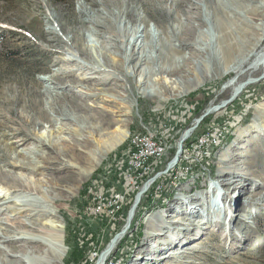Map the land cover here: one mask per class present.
<instances>
[{
    "label": "rangeland",
    "instance_id": "rangeland-1",
    "mask_svg": "<svg viewBox=\"0 0 264 264\" xmlns=\"http://www.w3.org/2000/svg\"><path fill=\"white\" fill-rule=\"evenodd\" d=\"M172 1L174 0H124V2L123 0H0V199L10 201L5 206L35 201L48 206L58 215L57 218L49 219L64 226L66 251L64 264H66L69 246H78L82 249L86 245L88 246L85 251L86 259L80 264H101L99 254L103 253L109 243L124 231L129 211L135 203L137 194L144 184L158 173L160 174L158 179L142 197L139 206H143L141 210L138 206L135 220L123 241L103 264H120V260L122 264H133L139 259L141 253L146 250H156V242L160 235L152 234L162 231L155 230L153 226L169 224L175 215H181L183 211L181 208H187V205L182 206L181 202L188 199H195L191 206L201 201L213 204L212 213H206V207L199 206L195 208V214L199 213V217L192 213L190 216H193L197 222L206 220L215 226L212 225L206 230L207 232L203 231V233L202 230L192 227L196 231L192 232L189 240L177 245H164V250H157L160 252H155V256H161L172 249L198 244V252L192 256L162 264H264V260L259 263L263 258L256 255V251H259L260 246L264 244L261 236L264 233V108H262L264 79L257 84L249 85L243 92L241 90L233 103L205 117L209 120L201 132L196 134L198 127L188 138L182 153L194 141L195 146H198L199 140L206 132L210 134L215 128L220 130V127L229 126L228 133H222L221 139L212 141L210 148H204V156H208L207 163L193 161L190 163L192 169L188 170L186 169L187 155L182 154L178 164L164 174L166 167L176 154L180 137L209 109L221 107L224 104L222 102L230 99L234 88H229V85L238 80L236 75L240 70L235 73L236 75L234 73L224 75L225 67L221 66L219 73L216 71L212 73V75L218 74L214 77L215 79L206 80L209 82L203 81L201 88L200 86L196 88L195 83L190 84L185 81L189 77L193 78V75L186 71L188 69L186 67L194 68V61L198 59L205 61L204 57H206V54L200 50L201 45L197 43L199 37L208 31L209 25L206 21V23L197 21V14L205 10L204 6L206 9L214 8L216 0H207V4L199 6V11L188 7L194 4L191 0H185L190 4L184 3L185 5L177 8L183 16L181 21L189 25L188 30H192L186 35L189 46L179 48L178 43L173 42L174 46H177L174 47L177 50L173 52L174 57L179 59L181 56L180 58L186 62L184 63L186 69L183 68L177 75L166 73L155 75L154 71L147 72L148 74L146 73L143 78L147 81L146 83L152 85L150 88L155 91L156 96H142L139 93L137 82L140 80L141 71L137 73L138 75L130 76L125 71V67L111 69L112 58H121L117 49L118 41L105 30L99 31L96 36L92 35L90 31L92 25L85 23V16L79 9L80 4H84L97 18L109 11L115 13L117 17L113 18L114 22L107 25L114 32H116L114 24L123 29L127 27L126 30L130 32V35L136 33L137 29H145L146 26L164 37L168 28L175 25L174 15L172 16L169 9L173 4ZM194 1L199 2V0ZM238 1L242 7L245 3V8H249L248 3ZM222 7L220 8L222 12H215L214 18L222 17L219 18L220 21L234 33L235 28L237 30L238 26H241L235 35L239 33L243 35L245 42L247 41L246 49L253 48L259 39L264 38L262 10L263 17H252L240 12L237 14L231 8ZM128 10L135 14L133 18L125 15ZM236 20L237 24L234 22ZM248 22L252 25L254 23L256 27H250L251 24L249 25ZM92 44L95 48L91 46ZM259 46L258 51L264 46V40ZM80 49L84 50L85 54ZM246 49L245 53H247ZM184 58L187 59L184 60ZM96 63H99V66ZM105 65L111 71L99 73L98 67H105ZM101 78H111L106 87L100 85L98 80ZM171 80H176L177 85ZM207 87L209 88L206 89ZM192 95L197 99L206 97L205 99L211 100L194 119L192 118L196 116L203 101L199 99L194 103L188 101ZM51 103H57L63 110H68L69 120L63 115L64 118L59 117L61 115L54 116L51 112ZM71 104L74 106L84 104V108L74 111ZM194 109L196 113L191 115L190 111ZM51 116H54V120L50 121ZM248 116L251 117L250 120H247ZM123 120L124 124L121 123ZM255 124L257 128L251 129V126ZM118 130L128 132V137L116 144ZM144 130H151L157 142L164 143L162 146L165 149L163 154L165 157L158 161H151L149 168L144 169L139 176V172L130 167V156L133 149L132 142H137V135ZM230 135L232 139L227 142ZM40 136H48V140L56 143V148L40 147L38 142ZM81 136L92 141L89 145L84 144L79 147L82 151L76 152L82 155L83 160L77 162L80 163L84 173L73 170L66 164L67 168L63 169L60 162L56 165L55 163L47 164V159L59 158L63 162L69 160L60 153L77 146ZM112 144L115 147L110 149ZM198 150L201 151L202 146L195 151V157ZM222 160L226 163H222ZM93 161H96L95 165L92 164ZM20 164H26L27 168L24 169ZM202 164L204 165L200 168L199 165ZM10 174H14L15 179L16 177L22 180L25 178L23 181L29 188L31 187V190L18 186V193L9 196L10 193L7 190L15 182ZM238 177L240 180L249 177L252 179L251 185L244 188L238 185L239 182L236 181ZM232 180L235 182L230 183ZM213 185L218 186L215 190L216 194L212 193ZM223 193L226 197L225 207L223 203L225 201H221ZM114 194L122 195L124 203L122 206L118 205L120 207L117 210L115 208L109 210V201ZM46 197L52 201L45 204ZM145 197L148 202L146 204ZM11 200L14 201L11 202ZM101 203L102 211L97 208ZM14 218V214L10 211L0 215V221L4 219L1 222L9 220V224L15 226L14 221L18 219L14 220ZM33 218L29 217V219ZM21 221H24V218ZM183 222L188 223V221ZM183 229L186 228L183 226ZM2 233L3 231L0 235ZM8 234L16 236L13 232ZM168 242L173 244L170 240ZM0 245L5 249L8 247L7 243L0 242ZM148 256L150 254L145 258ZM145 258L137 262L161 264L155 261L150 262ZM115 260L117 263L114 262Z\"/></svg>",
    "mask_w": 264,
    "mask_h": 264
},
{
    "label": "bare ground",
    "instance_id": "bare-ground-1",
    "mask_svg": "<svg viewBox=\"0 0 264 264\" xmlns=\"http://www.w3.org/2000/svg\"><path fill=\"white\" fill-rule=\"evenodd\" d=\"M186 1H188V0H186ZM191 1L194 2V4H191L190 6L188 5V7L191 10L192 9L193 10L194 9H197L199 11V9H200L199 6H201L202 4H207V0H199V2H196L194 0H191ZM242 1L248 3L250 5L249 8H245V3H244V7H242V5L239 3L238 0H216V2H214V3H216V6L214 8H208L207 7V9H206L205 6H204V9L205 10H203L202 13L200 11L198 12L197 17H196L198 19L197 21H200L202 23L206 21L208 23V25H209L208 31H206L205 35H201L199 37V40H198V43H197V45L198 44L201 45L200 50H201V52H203L204 54H206V57H204L205 61H199V59H198V61H194L195 62L194 63V68L186 67V68H188L186 70L188 72V74H192L193 75V78H190L189 77L190 75L188 76L189 78L187 80H185L186 79L185 78L184 80L186 82H188L190 84L195 83V85H196L195 87L197 88L198 86L201 85V83L203 81L211 80L215 76H217L218 74L217 75H212V73L214 71L218 72V70L220 69V67L221 66H224L225 67V68H223L224 69V71H223V74L224 75L229 74V73H234L235 74L238 70H240L239 72H237V75L235 74L237 76V79L238 80H236L235 82H233V83H231L229 85V88H234L233 95L234 94H237L238 95V94H240V91L241 90L243 92L246 88L249 87V85H251V84L252 85L257 84L258 81H255V80H257L258 78H260L261 76L264 75V46L261 47V49L258 51V47H260L259 45L262 44L264 38L259 39L258 43L255 44L253 48H250L249 47L250 49H248V48L246 49V42L247 41L245 42V40L243 38V35L240 34V33L237 34V36L235 35L237 33V30L241 26H238V29L237 30L235 28V31L236 32L234 33L233 30L231 31V29L228 26H226V24L224 25V23H222L220 21V19L222 17L221 18L219 17L220 19L219 18H214L215 12H219V13L222 12V9H220V8H223L222 6H224L225 8H231L235 13L240 12L243 15L244 14H248V15H250L252 17H256V16L257 17H260V16L263 17L264 13H263V15H261V14H262V11L264 12V0H248V1L247 0H242ZM123 2H124V0H123ZM172 2H173V4H172V6H170L169 9H170V13L172 14V16L174 15L173 20H174L175 25H171L168 28V30L165 33V36L164 37H161L159 34H156L151 29H148L146 26H145V29L140 28L138 30L137 28H135V29H137L136 30V33H133L134 30L132 28H129V29H132L133 30L132 31L133 34L130 35V32H128V30H126L127 27L125 29H123V28L119 27L118 25L116 27V24H114V29L116 31V32H114V30H112L111 28H109L107 25H110L111 23L114 22L113 18H116L117 17V15L115 13H112L111 11H109L108 13H103L102 15L99 16V18H97V17H95L93 15V13H91L89 11V9L84 4H80V6H79L80 13L85 16V23H89V24L92 25L91 28H90L91 29L90 31H91L92 35H95L96 36L97 34H99L98 33L99 31H103L104 32V30H105V31L109 32L108 34H110V36H113L115 38V40L118 41L119 45H118L117 49H118V51L120 53V57L121 58H119L118 56H116V57H118V59L112 58L113 59V63L111 65V69L112 70H117V69H122V68L125 67V71L127 73H129L130 76H133V74L134 75H138L137 73H139L141 71V77H140L139 82H137V86L139 87V89H140L139 93L142 96H156L155 91L152 88H150V86H152V85L146 83L147 81L143 78V77H145V74L147 72L154 71L155 75H160L162 73H164V74L165 73L166 74H176L177 75V73L180 72L184 68V63H186V62L183 61L182 58H180L181 56H179V59L178 58H175L174 57L175 55L173 54V52L174 51H177L174 47H177L178 46L179 48H183L185 46L186 47L189 46L188 43H187L188 41L186 42V35H188V33H190L192 30H188V26L189 25H187V24H185V23H183L181 21V17H183V16H182V13L178 12L177 8L181 7L182 5H185L184 3H186V4H190V3L185 2V0L184 1L183 0H174ZM111 3H113V2H111ZM144 4H145V2H144ZM102 5H104V4L102 3ZM130 5H131V3H130ZM122 8H123V6H122ZM99 10H101V8ZM133 10H134V8H133ZM184 13L189 14L190 12H184ZM225 13H226V11H225ZM176 14H177V16H175ZM125 15L127 17L130 16V17L133 18V16L135 14H132V12L130 10H128V11L125 12ZM226 15H227V13H226ZM189 16L190 15H188V17ZM216 16H218V15H216ZM235 16H236V14H235ZM229 18H230V15H229ZM232 18H234V17H232ZM191 22H193V20ZM191 22H190V24H191ZM225 22H227V21H225ZM234 22L236 23L237 20L234 21ZM245 22H247V20H245ZM251 22H253V21H251ZM250 24H251L250 27L255 26L254 23H253V25H252V23H249V25ZM127 25H128V23H127ZM240 25H242V24H240ZM243 25H245V24H243ZM262 27H263V25H262ZM205 29H206V26H205ZM262 31H264V29ZM86 32H87V30H86ZM246 32L248 34V31H246ZM195 35H197V34H195ZM94 38L97 39V37H94ZM202 38H203V40H202ZM74 39H76V38H74ZM87 42H88V40H87ZM92 42H93V40L91 41V43ZM108 42H109V40H108ZM173 42H177L178 45L177 46L176 45L174 46ZM88 43H90V42H88ZM94 43H96V42L94 41ZM98 43H100V42H98ZM115 43H117V42H115ZM81 44H83V43H81ZM93 45L94 44H92L91 46L93 48H95ZM90 47H89V49L92 50ZM100 47H101V45H100ZM96 48H97V46H96ZM83 49L85 51L87 50L85 48H83ZM100 49H102V48H100ZM245 49L247 50V53H245ZM72 50H73V48H72ZM80 50H82V49H80ZM84 50H82V52L85 54V51ZM96 51H98V50H96ZM89 53H91V52L89 51ZM95 53H94V56H95ZM191 54H189V55H191ZM187 56H188V54H187ZM98 57H99V55L97 56V58ZM185 59H187V58H184V60ZM192 59H194V58H192ZM73 61L74 60H72V62ZM84 62H86V61H84ZM103 65H104V63H103ZM246 65H248V66H246ZM243 66H245V67H243ZM98 68H99V73L100 72L105 73V71H109V70L111 71V69L108 68V67H106V65H105V67L104 66H101V67H98ZM186 68H184V69H186ZM93 70H95V69H93ZM223 74L221 73V75H223ZM85 79H86V77H85ZM182 79H183V77H182ZM182 79H180V80H182ZM110 80H111V78H101L98 81L100 82V85L101 86L102 85H105V87H106V85L109 84ZM114 82H116V80ZM171 82L173 84H176L177 83L176 80H171ZM206 82H209V81H206ZM51 83H53V82H51ZM54 83H55V81H54ZM57 84L59 85V83H57ZM183 86H185V84H183ZM60 87L62 88V86H60ZM201 87L202 86H200V88ZM208 88L209 87H207L206 89H208ZM90 90H91V88H90ZM109 93H110V91H109ZM237 95L235 96V98L237 97ZM59 98H61V96H59ZM234 99L231 102H228L225 105L228 106L229 104L233 103L235 101ZM225 105L224 106L222 105L221 107L218 106V108H212V111L209 113V115H211V114H213L215 112H218L219 110L225 108L226 107ZM51 106H52L51 109L53 110V111L51 110V112L53 113L54 116L61 115L59 117H63L64 116L66 119H68V116H69L68 110H66V109L63 110L62 107H60L57 103L56 104L51 103ZM72 108H73L74 111L75 110H78V109L81 110V109L84 108V104H77V106H74V104H73L72 105ZM262 108H264V106H262ZM70 111H71V109H70ZM59 113H61V114H59ZM195 113H196V109H194L193 111H190V114L191 115H194ZM185 115H188V114L185 113ZM185 115H183V116H185ZM209 115H207V117ZM76 116L78 117V115H76ZM53 117L51 116L50 121L51 120H54ZM71 117H74V116H71ZM100 117H102V115H100ZM124 122L125 121L123 120L121 123L124 124ZM255 128H257V125L256 124L254 126H251V129H255ZM81 129H83V128H81ZM83 131H84V129H83ZM63 133L64 132H62V134ZM117 133H118V139L116 140V144H119V143L123 142L128 137V132H126V131L118 130ZM187 133L188 132L186 131L180 137L179 143L181 142L182 138H184L186 136ZM191 135H193V132H191L190 135L182 142L183 147L185 146V143H187V141L189 140L188 138ZM47 137H45V136L38 137V142H39L40 147H42V146H46L47 147L48 146L50 148H53V147L56 148V143H53L52 141L48 140ZM81 137H82L81 140H79L77 142V144H78L77 146H74V148H71L69 151L68 150H63L62 153H60L64 157L69 158V160H64V162H63V161H60L62 159H59V158H53V160L47 159V164L55 163L54 165H56V163H59L60 162V165L63 167V169L64 168H67L66 165H68L69 167L73 168V170L75 169V170L81 171V173H84L83 169L79 165L80 163L77 162V161H80L81 162V160H83L82 159V155H80V154H78L76 152L77 151H82V150L79 149V147H82L84 144L89 145V144H91L92 141L89 138L87 139V138H84L83 136H81ZM59 140H60V137H59ZM116 146H118V145H116ZM113 147H115V146H113V144H112V146H110V149L113 148ZM164 151H165V149H164V147L162 145L157 146V151H156V154H155V157H154V160L153 161H155V160L156 161L161 160L162 157H163ZM182 154L183 153L181 152V155ZM181 155L179 157V161L181 159ZM164 157H165V155H164ZM18 158H20V157H18ZM19 162H20V160H19ZM70 162H72V163H70ZM221 162L224 163V164L226 163L225 160H222ZM95 163H96V161H93L92 162L93 165H95ZM41 164H42V162H41ZM25 165L26 164H22V165L20 164V166L21 167H24V169H25V167L27 168V166H25ZM57 165H59V164H57ZM56 167H58V166H56ZM172 168H174V167H172ZM227 168H232V167L231 166H227ZM30 171H32V170H30ZM146 172H149V171H146ZM6 173H8V172H6ZM13 175L10 174V176L14 177ZM15 175H17V174H15ZM238 178L236 179V181L239 182L238 185H241L243 188L245 186L251 185L252 179H250L249 177L244 178V180L242 179L243 181L240 180V177H238ZM14 179H15V177H14ZM5 180H7V179H5ZM9 180H7V181H9ZM23 180L21 178L16 177V179L14 180L15 182H13L11 184V186L9 187V189L7 190L10 193L9 196H11L13 193H16L18 191L17 190L19 188L18 186H23L27 190H29V189L31 190V187L29 188L24 183ZM233 182H235V180H232L230 183H233ZM153 183L154 182H152L151 184H149V187ZM31 185H32V183H31ZM149 187H148L147 191L149 190ZM38 188H40V187H38ZM211 189H212V193H215L216 194V191L215 190L218 189V186L217 185H215V186L213 185ZM32 191L34 192V190H32ZM48 193H50V192H48ZM146 193L147 192H145V194ZM145 194H143L142 197ZM215 194H213V198H215ZM238 196H240V195H238ZM142 197H141V200H142ZM16 198H18V197H16ZM54 198H56V197H54ZM261 198L263 199V196ZM45 200H46L45 201V204L47 202H49V201H52V200H49L48 198L45 199ZM193 200H195V199H188L187 201L181 202V205L182 206H186L187 205V208L186 207L185 208L182 207L181 208V209H183L182 214L181 215H175V217L173 218V220L170 221L169 224H159L158 226L157 225L156 226L155 225L153 226V228H155V230L162 231V232H157L156 234H152V235H160V238L156 242L157 243L156 250H154V251H153V249L152 250H146L145 252H143V253L140 254L139 259H137V261L138 260L143 261V259L145 258V256H147L148 254H150V256H148L145 259H149L150 262L151 261H155V263H157V262L159 263L160 262L162 264V263H165V262H170L171 260H174V259H176V261L179 260V259H185L189 255L192 256L194 253H197L198 252V248H197L198 247V244L197 245L191 244V245H188V246H185V247H182V248L172 249V250L168 251L167 253H165V254H163L161 256H155L156 255L155 252H157V250H160V251L164 250V245H166V246L177 245V244H181L182 241L184 243V241L189 240L191 238L190 235L192 234V232L196 231V230H193L194 228H192V227L198 228V230H202V233H203V231H206V230H208V229H210L212 227L213 224H211L209 221H206V220L203 221L202 220L203 222L202 221L197 222V220H194V217L193 216H190V214L192 213V215H194L196 217H199V215H200L199 213H196L195 214V211H196L195 208H198L199 206L201 208L206 207V213H212L211 210H212L213 204L210 205L209 203H206L205 201L199 200V201H201L200 203H196L195 205L191 206V203H192ZM250 200H252V199H250ZM13 201L14 200H11V202H13ZM221 201L222 202L225 201V202H223L224 203V207H225V204H226L225 193H223L221 195ZM8 202H10V201H8V199L7 200L0 199V207H1L0 208V215H5V212L6 211H10V212H12L14 214V217H15L14 220H16V219H18V220L14 221L12 219L15 222V224H16L15 226L12 225V224H9V222H8L9 220L7 222H6V220H5V222H1L4 219L0 221V226H1L0 228L3 231V233L0 235V242H2L3 244L4 243H7L8 244L7 245L8 246L7 249L0 247V264H64V258H65V254H66L65 244H64L65 243L64 226L58 224V222L51 221L52 218H54V217L57 218L58 215H56L55 212L51 208H49L48 206H43L42 204L35 203V201H27L24 204H22V203L21 204L15 203L14 205H11V206H9V204H8L7 206H5ZM41 202H43V200ZM56 202H58V201H56ZM58 205H59V203H58ZM118 205H120V204H114V206L112 207V209L115 208V210H117V208L120 207ZM132 207H131V209H132ZM131 209H130V211H131ZM192 209H194V210L192 211ZM203 211H202V213H203ZM115 212H117V211H115ZM136 212L133 213L134 215H132V218H130V225H129L127 231L132 226L133 220H135L134 217L136 215ZM187 212H189V213H187ZM218 213H221V212H218ZM31 215H35V216H31ZM29 217H34V218L33 219H29ZM22 218H24V221H21ZM49 218H51V219H49ZM127 221H128V219H127ZM183 221H188V223H184ZM183 226H184V228H186L188 230L183 229ZM213 226H215V224ZM176 229H178V230H176ZM8 232L9 233L10 232H13L14 234L16 233V236H11V235L8 234ZM126 232L124 234H120L119 233L120 235L114 240V242L109 243V245L106 247L105 251L103 250V253L99 254L100 263L101 264L105 263L109 259V257L113 255L116 247L118 245H120V243L123 241ZM175 232H176V234H174ZM168 240H170L171 243H173V244H169ZM160 251H158L157 253H159ZM145 253H146V255H145ZM199 253H201V252H199ZM137 261L134 262L133 264H143V262L140 263V262H137ZM114 262L117 263L116 260ZM122 263L123 262H121V260H120V264H122Z\"/></svg>",
    "mask_w": 264,
    "mask_h": 264
},
{
    "label": "built area",
    "instance_id": "built-area-1",
    "mask_svg": "<svg viewBox=\"0 0 264 264\" xmlns=\"http://www.w3.org/2000/svg\"><path fill=\"white\" fill-rule=\"evenodd\" d=\"M228 127H220V130L218 128H215L212 133L208 134L207 132L202 135L199 139V145L195 146L194 142L188 145V149L183 152V155H187V168L188 170L192 169L190 167V163L193 161H197L198 163H201L202 161H206L204 163H207L208 156H204V148H210L211 142L216 139H221L222 133H228ZM155 134L152 133L151 130L142 131L140 134L137 135V142H132V153L130 156V167L134 170L139 172V176L142 174L144 169H148L150 162L154 160L157 146L164 145L162 142H157V138L154 136ZM198 140V139H197ZM196 140V141H197ZM202 146V150H198L197 156L195 157V151L197 148H200ZM193 148V149H192ZM192 149V150H191ZM169 150V146H168ZM191 150V151H190ZM190 153H189V152ZM190 161V162H189ZM204 164L199 165V167H203ZM124 203V197L120 194L116 195L114 194L111 197V201H109L108 209L111 210L114 204H121V206ZM100 211H102V203L98 205L97 207ZM99 211V212H100Z\"/></svg>",
    "mask_w": 264,
    "mask_h": 264
},
{
    "label": "water",
    "instance_id": "water-1",
    "mask_svg": "<svg viewBox=\"0 0 264 264\" xmlns=\"http://www.w3.org/2000/svg\"><path fill=\"white\" fill-rule=\"evenodd\" d=\"M261 79H262V80L264 79V75L261 76L260 78H258V79L255 80V81H259V80H261ZM236 95H237V94H234L233 96H231L230 99H228V100L222 102V103H224L223 106H224L225 104H227L228 102H231V101L235 98ZM219 107H220V106H219ZM211 111H212V109H209V110H208V111H207V112H206L201 118H199V119L195 122V124H194L190 129L187 130L188 133L186 134V136H185L184 138H182L181 142L178 144L176 154H175L173 160H172V161L168 164V166L166 167L164 174H166L167 172H169L170 169H171L173 166H175V164H177V162L179 161V157H180L181 152H182V149H183V144H182V142H183V141H184V140L190 135L191 132H194V131L199 127L200 123L205 119V117H207V115H209V113H210ZM189 132H190V133H189ZM159 175H160V174L158 173V174L155 175L152 179H150L148 182H146V183L144 184L143 188L141 189V191L137 194L136 199H135V203H134V205H133L131 211L129 212V215H128L129 218H128V221H127L126 227H125L124 231L121 232L120 234H124V233L127 231L128 227H129V225H130V218H132V215H134L133 213H135V212L137 211V208H138V206H139L140 203H141V197H142V195L145 194V192H147V189H148V187H149V184L152 183V182H154L155 180H157L158 177H159ZM120 234H119V235H120ZM119 235H117V236L113 239L112 242H114V240H115ZM112 242H111V243H112Z\"/></svg>",
    "mask_w": 264,
    "mask_h": 264
},
{
    "label": "trees",
    "instance_id": "trees-1",
    "mask_svg": "<svg viewBox=\"0 0 264 264\" xmlns=\"http://www.w3.org/2000/svg\"><path fill=\"white\" fill-rule=\"evenodd\" d=\"M260 84V83H259ZM206 97L204 98H198L199 100H202L203 102L200 104L199 106V109H198V112L196 114L195 117H193L192 119L194 118H197L199 116V114L202 112L203 110V107L206 105L207 102L211 101L210 99H205ZM194 95H192L191 99L188 100L192 103H194L195 100H198ZM202 107V108H201ZM251 117L248 116L247 120H250ZM209 119L208 118H205L203 120V122L201 123V125L199 126V129L198 131L196 132V134L200 133L201 130L204 128L206 122L208 121ZM232 139L231 135L228 137V141H230ZM188 143V142H187ZM186 145V144H185ZM214 170V168H213ZM86 192V190H85ZM84 195V192L82 193ZM162 202V201H161ZM148 203L147 202V198L145 197V204ZM143 204V203H142ZM143 206V205H142ZM142 206H139V210H141ZM138 215H140V213H138ZM262 236V240H264V233L261 235ZM67 244L68 241H67ZM87 245L84 246L82 249H80L78 246H69V253H68V256L66 257V264H80L83 260L86 259V249H87ZM256 255H260V257H262L263 259H261L260 262H262V260H264V244L262 246H260V249L259 251H256ZM85 256V257H84Z\"/></svg>",
    "mask_w": 264,
    "mask_h": 264
}]
</instances>
